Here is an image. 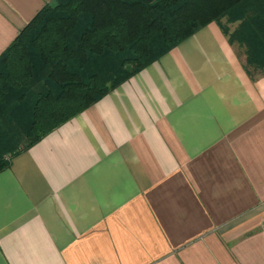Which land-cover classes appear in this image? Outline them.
Listing matches in <instances>:
<instances>
[{
	"label": "crops",
	"instance_id": "obj_1",
	"mask_svg": "<svg viewBox=\"0 0 264 264\" xmlns=\"http://www.w3.org/2000/svg\"><path fill=\"white\" fill-rule=\"evenodd\" d=\"M263 200L264 74L210 22L10 159L0 264H264Z\"/></svg>",
	"mask_w": 264,
	"mask_h": 264
},
{
	"label": "trees",
	"instance_id": "obj_2",
	"mask_svg": "<svg viewBox=\"0 0 264 264\" xmlns=\"http://www.w3.org/2000/svg\"><path fill=\"white\" fill-rule=\"evenodd\" d=\"M210 22L264 74V0L46 2L0 53V171Z\"/></svg>",
	"mask_w": 264,
	"mask_h": 264
},
{
	"label": "rangeland",
	"instance_id": "obj_3",
	"mask_svg": "<svg viewBox=\"0 0 264 264\" xmlns=\"http://www.w3.org/2000/svg\"><path fill=\"white\" fill-rule=\"evenodd\" d=\"M221 22H223V19H222V21Z\"/></svg>",
	"mask_w": 264,
	"mask_h": 264
},
{
	"label": "built area",
	"instance_id": "obj_4",
	"mask_svg": "<svg viewBox=\"0 0 264 264\" xmlns=\"http://www.w3.org/2000/svg\"><path fill=\"white\" fill-rule=\"evenodd\" d=\"M263 202H264V200H263Z\"/></svg>",
	"mask_w": 264,
	"mask_h": 264
}]
</instances>
